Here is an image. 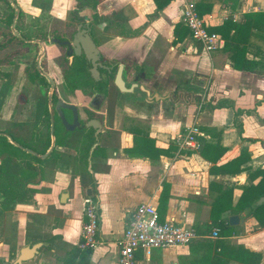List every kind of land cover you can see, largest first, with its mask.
I'll list each match as a JSON object with an SVG mask.
<instances>
[{
  "label": "crops",
  "instance_id": "obj_1",
  "mask_svg": "<svg viewBox=\"0 0 264 264\" xmlns=\"http://www.w3.org/2000/svg\"><path fill=\"white\" fill-rule=\"evenodd\" d=\"M62 1L51 10L60 9ZM72 1L70 10L75 4ZM93 1L101 15L116 14L117 10L130 15L125 21L128 29L115 34L111 31L101 40V52L110 63L124 66L128 82L138 79V89L127 94L136 91L144 100L141 106L134 107L137 122L133 126L125 125L126 116H132L125 115L120 127L122 113H115L91 153L90 148L87 171L91 186L83 189L72 181L68 188L67 178L49 185L51 191L46 196L52 202L58 195L61 199L63 193L67 196L58 207L60 221L54 238L40 240L49 243L44 248L50 254H44L36 264H67L69 257H75L76 264H83L77 243L87 188L98 202L101 241L90 252L89 264H118L117 241L131 214L142 204L155 205L159 212L162 195L166 197L162 221L190 228L200 238L187 246L153 249L148 255L139 251L135 264H248L239 259L242 255L238 251L259 253L260 264H264V227L259 226L248 207L239 213H220L219 220L227 224L230 216L239 218L229 236L211 239L214 241L202 238L209 235L205 231L214 223L211 210L215 199L229 192L223 207L234 208L243 189L259 182L260 176L255 177V172L264 169V27L251 28L246 42L239 45L250 61L249 69L235 70L219 35V46L213 51H205L190 34L173 43L174 27L184 26L182 14L186 4H195L197 0H170L161 10L156 9L153 0ZM259 12H264V0H223L201 18L210 28L227 20L240 23L245 14ZM116 16L113 21L109 16L111 27L122 25ZM189 126H196L201 134L199 150L182 148L175 141ZM111 131L118 133L117 139L110 137ZM137 139L151 142L141 148L142 156L128 152ZM97 148L100 149L96 151ZM156 149L165 150L168 155L155 157ZM220 152L221 156L213 161ZM233 160L234 164L228 165ZM61 184L67 186L63 193L58 191ZM47 209L35 213L47 214ZM218 239L237 252L218 254L219 249L213 246ZM34 243H17L16 253L0 243V257L6 261L8 254L16 258L24 245Z\"/></svg>",
  "mask_w": 264,
  "mask_h": 264
},
{
  "label": "flooded vegetation",
  "instance_id": "obj_2",
  "mask_svg": "<svg viewBox=\"0 0 264 264\" xmlns=\"http://www.w3.org/2000/svg\"><path fill=\"white\" fill-rule=\"evenodd\" d=\"M44 2L0 0V139L10 152L7 162L0 158V168L14 175L28 164L35 174L27 191L43 172L39 161L80 160L79 153L63 152H78L88 144L85 134L93 138L91 147L98 143L104 130L101 116L107 117L111 101L123 94L114 85L121 64L110 63L101 52L108 24L96 3L75 0L69 21L54 19L47 25ZM92 10L103 26L91 23ZM125 70V86L138 89V79L128 82ZM98 125L101 132L95 136ZM0 184L6 182L0 178Z\"/></svg>",
  "mask_w": 264,
  "mask_h": 264
},
{
  "label": "trees",
  "instance_id": "obj_3",
  "mask_svg": "<svg viewBox=\"0 0 264 264\" xmlns=\"http://www.w3.org/2000/svg\"><path fill=\"white\" fill-rule=\"evenodd\" d=\"M223 0H197L195 3V10L198 16L202 17L208 13L211 12V9L214 4L220 3ZM155 3L156 9L161 10L163 9L170 0H153ZM94 3V2H93ZM95 4V3H94ZM263 26L264 27V12L259 13H249L245 14L243 17V21L240 23H234L232 20L224 21L221 25L217 27H210L206 28V31L208 33H215L219 35L222 40L224 41V51L229 53V59L232 62V67L235 70H248L250 61L245 58V51L244 48H239V45L241 43L246 42L249 30L251 28H259ZM189 34L188 29L185 26L176 25L173 30V35L175 37V40L173 43L180 42L182 39ZM116 92V91H114ZM115 95H112V98H114ZM110 108H113V105L111 104ZM72 138L74 135L71 136ZM86 139H89V143L85 144L83 147H81L80 150H77L79 153V156L81 157L80 160L74 161L80 162V168L75 169L73 175L81 176L80 171L82 173V179L83 184H81L82 187L86 188L88 186H91V179L90 175L87 171V158L88 153L91 148V143L93 142V138L90 137L88 134H85ZM148 141V140H147ZM142 143L140 141H134V147L133 150H129L130 154H135L136 156H142L141 155V148L146 147V142ZM150 142V141H148ZM151 143V142H150ZM142 146V147H141ZM9 145L5 143L4 139H0V158L7 162V156L10 153L8 150ZM47 146H45L42 149L45 150ZM63 148H70L68 145H63ZM206 149L215 151L216 148L214 146H203ZM97 148L96 151H98ZM95 152L92 153L94 155ZM133 152V153H131ZM155 157H158L160 155H168V152L165 150H155ZM66 153L63 152V155ZM145 156V155H144ZM221 156V152L218 153L213 161H216ZM50 161L41 162L39 161V164H46ZM73 162V161H72ZM235 160L230 161L228 165L234 164ZM55 163V162H50ZM18 166V165H17ZM79 166V165H78ZM27 169L16 168L14 175H8L4 169L0 168V178L6 182V184H0V207L2 209L8 210L10 208L11 204H14L16 201H21L23 198H25V194L28 192H34L32 189L26 190L25 185L26 183H29L34 178V172L29 171V165L27 164ZM79 169H81L79 171ZM91 169H94V165L91 164ZM6 173V174H5ZM80 174V175H79ZM260 176V180L255 185H248L246 186L241 195L240 198L236 204V206L233 208L230 205L228 207H223L224 203V197H226L227 193L224 192L221 193L220 196L215 199V202L212 205L211 214L213 217V224L211 227H208L206 229V233H210L212 230H216L218 238H224L231 234L232 227H230L226 221H220L219 216L221 212L230 210L232 213H239L240 211L244 210L245 208H250V213L253 216V218L259 223L260 227H264V202L261 204H257L256 202L264 197V169L257 170L255 172V177ZM72 187V179L69 181L68 188ZM165 195H162L160 197V207H159V221L162 222V215L164 212L165 207ZM158 211V210H157ZM220 239L215 241V244L213 245L216 249L218 248L219 251L218 254L221 253H229L231 255L235 254L237 252L236 249L232 247H228L224 244L223 241H220ZM86 252V254H85ZM91 251H81L79 252V256L82 255V263L83 264H89L87 259ZM240 256L239 259L243 261H247L248 264H260L261 262V255L259 253H251L248 251H238ZM67 264H76V258L72 257L66 261Z\"/></svg>",
  "mask_w": 264,
  "mask_h": 264
},
{
  "label": "rangeland",
  "instance_id": "obj_4",
  "mask_svg": "<svg viewBox=\"0 0 264 264\" xmlns=\"http://www.w3.org/2000/svg\"><path fill=\"white\" fill-rule=\"evenodd\" d=\"M34 1V0H33ZM60 4L59 0H45L43 3V10L44 15L47 17L46 23L47 25L50 24L51 21L54 19H63L65 22L69 21V11L70 8L73 7V1L72 0H63L61 2V8L57 9L55 8L53 11L51 10L53 6L58 7ZM58 5V6H57ZM100 14V13H98ZM117 14L115 18L120 19L122 21V25L120 26H114L111 27L110 22L114 20V16ZM116 14H109L106 13L104 17H106L105 21H103L105 24H108V28L104 30L102 33V40L104 38L108 37V34L113 31V34L118 33L120 29H128L127 24H125V21L127 22L130 17V15L127 14V11L125 10H117ZM134 12L131 14L133 15ZM90 16H92L91 23L95 26H103L104 23H98L96 21V13H94V10L91 11ZM111 20H110V17ZM122 16V18H121ZM126 17V19H125ZM132 17V16H131ZM62 21V20H61ZM143 21V19H140V23ZM183 87V85H181ZM143 95L134 92V94H120L118 96V99L115 101H111V104L114 106L113 109L108 110L107 117L105 115L102 117V123L104 125V129L106 130V127L110 125L113 121V118L116 114L122 113V119L120 120V127L123 126V120L127 118L128 120V126H133L134 123H136V115L135 111L136 108H134L136 105L141 106V102H143ZM133 107L126 111L127 108ZM127 113V114H125ZM4 115H7V111ZM125 115H132L131 117L125 118ZM141 121V120H139ZM117 132L111 131V135L113 139H117ZM65 153L68 155H74L75 153H78L76 151L72 150H64ZM76 162H72V160H69L67 158H64L62 161L53 163H46L43 164V172L40 174V178L38 182L32 183V191L34 192H28L25 194V198H23L21 201L18 200V202L14 203L11 208L8 210L2 209L0 207V243H4L5 245L9 246L10 250H14L13 252L16 253V247L15 245L18 243L26 244L28 242L34 243L35 241L45 240L50 241L55 236V228L58 226V223L60 221L59 216V208L62 203H60V195L55 198L54 202L51 201L50 198H48L46 195L51 191V188L49 185L55 181L58 183L62 179H69L73 181V185L80 186V188H83L81 184H83L82 179V173L81 169H79L81 176L73 175L75 169L80 168V162H77V166L75 165ZM79 165V166H78ZM79 174V175H80ZM57 183V187L58 184ZM67 189V186L64 187L62 184L59 187V193H63ZM57 193V191H56ZM1 198V196H0ZM16 206H19L16 208ZM34 209V210H28V209ZM42 208L39 210V208ZM48 207V213L47 214H39V212L35 213V211H44L43 208ZM20 228V230H19ZM20 232V233H19ZM210 234V233H209ZM52 241V240H51ZM208 241H214V240H208ZM41 254V255H40ZM44 254H50L48 249H45L44 247L39 250V255L37 258L29 263V264H36L38 263L40 257H42ZM7 262L11 263L14 261L15 258H11L8 254L7 256Z\"/></svg>",
  "mask_w": 264,
  "mask_h": 264
},
{
  "label": "built area",
  "instance_id": "obj_5",
  "mask_svg": "<svg viewBox=\"0 0 264 264\" xmlns=\"http://www.w3.org/2000/svg\"><path fill=\"white\" fill-rule=\"evenodd\" d=\"M182 24L188 29L190 37L198 41L205 51H213L219 46V37L208 33L204 20L198 16L195 4H186L182 14ZM201 134L196 126L186 127L175 141L182 148L199 150ZM99 206L91 196L83 199V221L77 249L93 251L101 241L98 237ZM200 238L192 229L184 228L168 221H159V214L152 204H142L131 214L123 235L117 241L118 264H135L136 253L149 254L153 249H169L187 246ZM202 238L217 239L216 230Z\"/></svg>",
  "mask_w": 264,
  "mask_h": 264
},
{
  "label": "water",
  "instance_id": "obj_6",
  "mask_svg": "<svg viewBox=\"0 0 264 264\" xmlns=\"http://www.w3.org/2000/svg\"><path fill=\"white\" fill-rule=\"evenodd\" d=\"M75 45H77V43H75ZM92 45V44H91ZM94 47V46H92ZM112 68V67H111ZM124 71V67L123 65H118L117 67V71H116V75L114 78V85L115 87L118 89L119 92L121 93H131L133 91V89L137 86V85H131V87L127 88L125 86V82L122 79V73ZM94 72V69H93ZM69 107V106H68ZM72 108V107H71ZM66 125V124H65ZM100 127L101 125H98V129L95 132V136L100 133ZM72 127H70L69 129H71ZM96 147V144H94L91 148L90 153L92 152V150ZM67 196L66 193H63L61 195V199L60 201H64L65 197ZM86 196H91V189L87 188L86 189ZM262 202H264V197L260 198L256 203L257 204H261ZM239 223V218L238 216L234 215V216H230L228 218V224L231 227H235L237 226ZM49 246V243L47 242H43V241H39L37 243L31 244V245H24L20 250L19 253L17 255V257L14 259L13 262L8 263L4 257H0V264H29L31 262H33L37 256L39 255V250L43 247H47Z\"/></svg>",
  "mask_w": 264,
  "mask_h": 264
}]
</instances>
